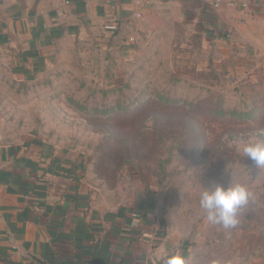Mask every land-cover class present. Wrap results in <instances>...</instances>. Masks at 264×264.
<instances>
[{"label":"rangeland","instance_id":"obj_1","mask_svg":"<svg viewBox=\"0 0 264 264\" xmlns=\"http://www.w3.org/2000/svg\"><path fill=\"white\" fill-rule=\"evenodd\" d=\"M203 46L170 35L131 52L84 43L38 78L5 73L0 141L37 133L65 149L102 208L133 203L139 188L154 194L173 251L190 264H264V169L238 151L241 140L264 141V55ZM232 182L252 194L238 225H209L203 185Z\"/></svg>","mask_w":264,"mask_h":264},{"label":"crops","instance_id":"obj_2","mask_svg":"<svg viewBox=\"0 0 264 264\" xmlns=\"http://www.w3.org/2000/svg\"><path fill=\"white\" fill-rule=\"evenodd\" d=\"M164 35L222 56L264 55V0H0V77L38 78L79 44L131 52ZM83 170L37 133L0 141V264H154L158 251L177 254L154 194L139 188L133 203L102 208Z\"/></svg>","mask_w":264,"mask_h":264},{"label":"clouds","instance_id":"obj_3","mask_svg":"<svg viewBox=\"0 0 264 264\" xmlns=\"http://www.w3.org/2000/svg\"><path fill=\"white\" fill-rule=\"evenodd\" d=\"M238 151L244 158L252 160L258 169H264V141L257 138L241 140ZM225 174L231 175L227 171ZM251 195L248 188L240 183L203 185L199 206L205 213L206 223L232 229L238 225L239 211L248 205ZM160 261L163 264H190V259L179 253L169 254Z\"/></svg>","mask_w":264,"mask_h":264},{"label":"water","instance_id":"obj_4","mask_svg":"<svg viewBox=\"0 0 264 264\" xmlns=\"http://www.w3.org/2000/svg\"><path fill=\"white\" fill-rule=\"evenodd\" d=\"M167 255H164L162 251H158V253L156 255L153 256V262L154 264H163L162 260L163 258H165ZM160 261V262H159Z\"/></svg>","mask_w":264,"mask_h":264},{"label":"built area","instance_id":"obj_5","mask_svg":"<svg viewBox=\"0 0 264 264\" xmlns=\"http://www.w3.org/2000/svg\"><path fill=\"white\" fill-rule=\"evenodd\" d=\"M5 3H8V2H10L11 0H3ZM248 7V5L245 3V4H243V8H247ZM108 29H111V30H117L118 28H117V26L116 25H112V26H110V27H108Z\"/></svg>","mask_w":264,"mask_h":264},{"label":"trees","instance_id":"obj_6","mask_svg":"<svg viewBox=\"0 0 264 264\" xmlns=\"http://www.w3.org/2000/svg\"><path fill=\"white\" fill-rule=\"evenodd\" d=\"M218 114H220V116H226V113H224L223 110L217 111ZM240 118H242V115H238ZM81 166H83V164H81ZM84 168V167H83ZM84 171V170H83ZM187 248H183L184 251H186Z\"/></svg>","mask_w":264,"mask_h":264}]
</instances>
